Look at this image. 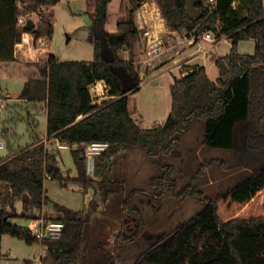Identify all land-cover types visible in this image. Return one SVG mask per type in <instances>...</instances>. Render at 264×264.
I'll return each instance as SVG.
<instances>
[{"label": "trees", "instance_id": "obj_1", "mask_svg": "<svg viewBox=\"0 0 264 264\" xmlns=\"http://www.w3.org/2000/svg\"><path fill=\"white\" fill-rule=\"evenodd\" d=\"M60 1L0 0V62L17 61L14 48L25 32L33 35L34 42L39 38L52 40L54 26L50 19H40L30 30L19 25L17 19L40 13L42 8ZM111 1L85 0L90 18L87 38L93 47V60H59L50 54L45 60L23 62L35 69L36 76L24 83L18 98L43 105L49 140L79 147L72 151L77 176L67 177L68 180L84 188L95 182L99 186L103 183L85 174L83 147L89 142L105 141L110 145L97 160L96 177H99L108 169L112 156L130 147L142 148L152 159L175 152L179 135L188 131L192 120L204 124L207 145L224 149L233 147L235 126L243 123L245 145L264 151V7L261 0H216L213 11L194 0L202 13L197 21L187 18L183 0H153L170 29L194 30L197 35L211 31L217 39L222 36L230 39L231 48L215 60L218 77L214 81L208 78L204 66L189 65L185 75L169 86L171 107L165 122L149 129L140 128L133 120L128 94H121L120 82L111 72L110 64L100 58V51L108 48L114 56L113 64L123 65L140 83L132 62L121 60L117 55L123 46L132 49L136 26L129 19L117 23L118 33L107 32L105 24ZM129 2L131 13L141 5V0ZM236 2L238 5L234 7ZM249 39L255 42L254 52L238 53L237 43ZM96 81H104L107 95L114 98L102 107L92 103L89 92V86ZM27 121L29 126L33 123L29 118ZM15 150L0 156V240L2 235H10L28 244L39 243L31 229L11 221L59 220L64 223L62 236L56 241H44L46 253L40 264H123L122 250L135 240L137 229L126 236L123 232L114 234L113 246L109 249L107 242L91 238L89 215L60 209L57 205L54 212L60 211L61 216L46 215L49 199L44 189L45 176L58 181L66 179L56 152L39 142L37 136ZM167 174L163 178L168 179ZM190 194L201 197L195 189ZM134 220L137 222L136 216ZM173 232L168 244L150 247L134 264H264V164L208 201L199 213Z\"/></svg>", "mask_w": 264, "mask_h": 264}, {"label": "rangeland", "instance_id": "obj_2", "mask_svg": "<svg viewBox=\"0 0 264 264\" xmlns=\"http://www.w3.org/2000/svg\"><path fill=\"white\" fill-rule=\"evenodd\" d=\"M152 1L141 0V4L148 3V11H152ZM261 3L264 7V0H261ZM140 7L141 5L131 13L129 0H112L105 24L106 31L116 34L119 32L117 23L133 20L137 29L133 47L131 49L129 46H123L117 50V55L121 60H130L137 72L143 66L139 61L142 55L144 29H139L136 22V12ZM44 13L45 11L41 12ZM48 17L54 26L53 38L46 45L51 54L59 60L94 59L93 47L87 38L90 18L83 1L62 0L54 6L53 16L47 15ZM179 31L181 35L186 32L184 29ZM230 48L228 38L222 36L215 44L201 40L192 47H182L178 55L182 59L178 63L173 62L175 57L168 58L170 55L168 52L155 58L152 65L145 64L143 72L148 76L155 72L163 73L165 70L167 73L158 78L161 87L144 84L140 91L129 93L128 107L132 114L137 115L135 122L145 128L160 124L163 114L170 110V96L168 92L166 93L169 85L180 78L182 71L188 69L189 65L195 64L206 66L208 76L214 79L218 75L215 63H212L214 56H223ZM254 48V40L249 39L240 41L236 51L241 54H252ZM192 58H194L192 62L189 61ZM90 94L92 103L97 107L114 100L106 91L100 95L95 91ZM33 111L39 112L37 107ZM138 112H141L143 117L155 121L154 126L141 122L142 116L138 115ZM13 114L12 119L8 118L7 111H2L0 115V131L3 127H9L8 132L3 133L5 147L0 149V155H6L17 146H24L33 140L27 133L26 112L15 109ZM44 125L45 119L41 115L35 134L42 133ZM244 135V124L237 123L233 147L228 149L212 147L205 143L204 124L192 120L189 122L188 131L179 135L175 152L152 159L140 147L120 151L112 156L108 169L99 177H96V174L92 177L103 181L101 186L95 182L93 186L86 188L67 179L77 176L72 151L79 147L57 149L54 143L53 150L66 179L65 181L45 179L44 189L49 199L45 206L46 215L61 216L60 211L54 212V205L60 209L89 215L91 238L107 242L106 247L109 249L113 246L114 234L123 232L126 236L137 229L139 233L135 240L122 250L123 264H134L154 242L167 238L180 224L199 213L208 201L225 193L264 164V151L247 147ZM5 142L8 143V147ZM165 173H168V179L163 178ZM192 189L200 192L201 197L191 195ZM185 190L188 193L184 192ZM17 206L20 209L19 203ZM135 216L137 222L134 220ZM11 222L31 230L36 225L33 220L20 218ZM137 223L139 227H136ZM40 252L41 246L38 242L28 244L10 235L1 236L0 264H35Z\"/></svg>", "mask_w": 264, "mask_h": 264}, {"label": "built area", "instance_id": "obj_3", "mask_svg": "<svg viewBox=\"0 0 264 264\" xmlns=\"http://www.w3.org/2000/svg\"><path fill=\"white\" fill-rule=\"evenodd\" d=\"M198 3L207 6L210 11L215 10L216 0H196ZM153 9L148 11V3L143 2L140 9L136 12L137 27L142 33L143 46L140 56V63L143 65L140 71H144L143 67L145 64L152 65L153 60L162 54L170 52L169 59L175 57L174 63L180 61L178 55L181 53L182 47H192L198 42L205 41L210 44L217 43V39L213 32L206 31L202 34H195L193 31H186L184 35H181L179 30H172L167 27L165 20L160 14L159 8L154 1H152ZM149 16V18H148ZM19 25L25 24V17L19 16L17 19ZM39 45L35 48L38 53H41L42 48L45 46V41L37 39ZM200 48L197 49L199 51ZM154 66V65H153ZM185 72L182 71V76ZM90 93L95 91L97 95L101 92H107V86L104 81H96L89 86ZM55 146L57 149H67L70 146L56 142ZM109 143L105 141H92L84 145L83 158H84V170L85 174L89 177H94L96 174V165L98 158L103 155L109 149ZM5 144L0 142V149H4ZM46 179H50L48 175ZM64 229V223L59 220H44L39 219L36 221V225L31 230L32 235L39 241L41 246V252L38 258L35 260V264H40V259L46 253V249L43 245L44 241H56L61 238Z\"/></svg>", "mask_w": 264, "mask_h": 264}, {"label": "crops", "instance_id": "obj_4", "mask_svg": "<svg viewBox=\"0 0 264 264\" xmlns=\"http://www.w3.org/2000/svg\"><path fill=\"white\" fill-rule=\"evenodd\" d=\"M70 1H83L85 3V0H70ZM237 5H238V3L236 2L234 4V7H236ZM54 6L55 5L42 8L41 12L45 11L44 14H41V12H40V13H31V14L25 15L24 16L25 17V23L28 19H31L34 23V26H35L36 23L40 19H49V17L47 18V15L53 16ZM108 9H109V5H108ZM35 16L37 18H35ZM107 16H108V14H107ZM50 21L52 23V20H50ZM106 22H107V20H106ZM21 26L23 27L24 25H21ZM40 39L45 41V46L42 48L43 51L41 53H38L35 48L39 45V42L38 41L34 42V38H33V35L31 33H28V32L23 33L21 36V42L18 43L14 48V58L17 61L0 62V115H1L2 111H7L8 118L10 119V117H11V119H12V117H14L13 113H14L15 109H18V110L20 109L21 112L25 111L27 114L26 125L28 127L27 128L28 136H30V138H35V136H37V138H39V142L44 143L45 146L51 147L53 150L56 148V146H55V148L53 147V144L56 143V141L54 139L49 140V137L46 134V114H45V109H44L43 105L37 104V103H32V102L28 103V102L22 101L18 98V95H19L24 83L27 80H29L30 78L36 76L35 69L33 67L26 66L23 62H34V61H38V60H45L51 54L50 53L51 50H48V48L46 47V45L48 43L46 41V39L45 38H40ZM228 41L231 44V40L228 39ZM217 58L218 57L214 56L212 63H214ZM193 59L194 58H192L189 61L192 62ZM202 66H204V65H202ZM204 68H205V72L208 76V73H207L208 71L206 69V66H204ZM158 73L159 72H155V74L148 76L144 72L139 71L138 75H139V79H140V85H139L138 91H140V89L144 86V84H146V85L153 84V85H156V87H159L161 85V83L160 84L158 83L159 82L158 78H162L167 72L165 70V71H163V73L162 72H160L159 74ZM217 77H218V75L214 79H211L208 76V78L212 81H214ZM167 92H168V95L170 96L169 87H168L166 93ZM128 97H129V94H128ZM128 102H129V98H128ZM35 107H37V110H39V112L33 111V109ZM170 107H171V96H170ZM128 109H129V107H128ZM129 112H130V110H129ZM169 112H170V110L166 111L163 114L164 116H162V118H161V123L158 125H155V126L162 125L165 122ZM15 114L17 115V113H15ZM130 114H131V117L133 118L134 121L137 120L136 114H132L131 112H130ZM41 115L44 116L45 125H44V129H43L42 133H40L41 135L40 134L37 135V134H35V131H36V128L38 126L39 117ZM138 115L142 116V118H140L141 122H146V124H151L154 126L155 121H153L150 118L143 117V114L141 112H138ZM19 116H20V114H19ZM27 118L31 119V121H33V119H34L33 123L30 126L28 124L29 120L27 121ZM6 124H7V122H5V125ZM138 126L140 128H143V129L152 128V127H149V128L146 127L145 128L142 125H138ZM8 128L3 127L2 130L0 131V142L4 141L3 133L8 132ZM32 141L33 140L28 141L26 144H29ZM7 144L8 143H6V145ZM7 147H8V145H7ZM18 147H21V146H17L15 149H18ZM72 147H75V146H72ZM15 149H12L9 153L15 152L16 151ZM0 156H4V155H0ZM35 223H36V221H35ZM34 258H36V257H34Z\"/></svg>", "mask_w": 264, "mask_h": 264}, {"label": "water", "instance_id": "obj_5", "mask_svg": "<svg viewBox=\"0 0 264 264\" xmlns=\"http://www.w3.org/2000/svg\"><path fill=\"white\" fill-rule=\"evenodd\" d=\"M183 1L185 4V13L189 20L197 21L200 18H202V13L196 7L194 0H183ZM33 27H34V23L31 19H28L23 26L25 30H30ZM100 58L104 62L110 64L111 72L118 78L120 82V85H121L120 91L122 95H127L139 87L136 77L133 76L131 73H129V71L123 65L113 64V62L115 61L114 56L108 48H103L100 51ZM173 233L174 232H172L170 235H168L167 238L163 239L162 241H159L158 243L153 244L151 247H155L157 245L168 244L173 238Z\"/></svg>", "mask_w": 264, "mask_h": 264}]
</instances>
